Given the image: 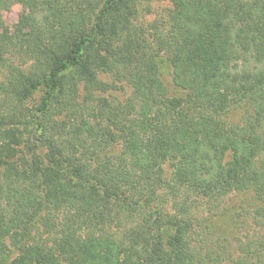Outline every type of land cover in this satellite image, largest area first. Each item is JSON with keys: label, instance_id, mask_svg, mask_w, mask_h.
Returning <instances> with one entry per match:
<instances>
[{"label": "trees", "instance_id": "trees-1", "mask_svg": "<svg viewBox=\"0 0 264 264\" xmlns=\"http://www.w3.org/2000/svg\"><path fill=\"white\" fill-rule=\"evenodd\" d=\"M167 1L0 0V264H219L197 203L264 211V0Z\"/></svg>", "mask_w": 264, "mask_h": 264}, {"label": "rangeland", "instance_id": "rangeland-1", "mask_svg": "<svg viewBox=\"0 0 264 264\" xmlns=\"http://www.w3.org/2000/svg\"><path fill=\"white\" fill-rule=\"evenodd\" d=\"M137 5L138 21L143 23L144 26H148L155 21L161 23V20L166 19L170 7L167 0H137ZM26 13L27 10L20 4H14L9 10L3 12L4 26L10 33L15 31L20 18ZM15 64L23 70L28 69L30 65L29 62L24 63L22 60L15 62ZM6 72L0 67V84L4 81ZM162 78L168 85L169 77L165 71ZM101 79L105 83H111V80L107 77H101ZM118 87L120 86L118 85ZM98 94L103 96L102 92H98ZM129 94L130 90L124 87V91L118 90L111 94L105 93L104 96L106 98L110 96L111 99L123 102ZM39 101L40 93H37L26 102L25 107L34 110ZM242 115L243 109L232 111L229 114L228 121L236 123ZM57 119L63 120V117ZM37 152L43 155L41 149H37ZM26 157L30 159L31 155L26 153ZM165 169L168 178L170 175L169 167L166 166ZM249 198L253 200L252 196ZM236 199H238V196L229 195L218 204L206 205V202H198L196 205L199 208L198 214L202 212V215L199 216L202 219L200 218L201 220L194 225L190 232L191 245L193 254L196 257L205 258V263L208 262L207 259L212 261L217 259L219 264H232L237 261H243L245 264H264V211L254 213L250 210L246 213L239 211V209L232 210L231 207L235 206ZM257 209V206H253L252 210L256 211ZM248 252L250 256L246 260L244 253Z\"/></svg>", "mask_w": 264, "mask_h": 264}]
</instances>
